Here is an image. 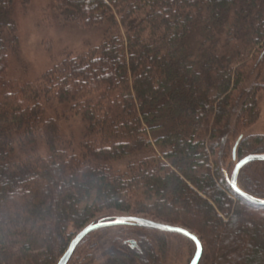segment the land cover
Here are the masks:
<instances>
[{
    "label": "trees",
    "instance_id": "1",
    "mask_svg": "<svg viewBox=\"0 0 264 264\" xmlns=\"http://www.w3.org/2000/svg\"><path fill=\"white\" fill-rule=\"evenodd\" d=\"M250 1L235 12L247 19L257 4L253 45L233 50L237 38L221 45L214 25L226 0H58L77 24H106L104 38L39 80L16 83L8 78L20 47L15 0H0V264H57L77 231L116 213L190 229L203 246L198 264H264V205L236 192L234 168L224 167L230 154L237 162L264 152V134H242L259 117L264 87L252 81L264 61V0ZM198 27L212 42L202 53L189 40ZM50 94L77 108L84 153L61 146L60 118L40 102ZM240 136L234 159L230 143ZM38 137L46 156L16 155ZM262 164L248 162L238 176L259 198ZM115 226L103 264H165L172 237L191 245L187 264L196 251L180 233ZM111 227L87 234L73 256L90 261Z\"/></svg>",
    "mask_w": 264,
    "mask_h": 264
},
{
    "label": "rangeland",
    "instance_id": "2",
    "mask_svg": "<svg viewBox=\"0 0 264 264\" xmlns=\"http://www.w3.org/2000/svg\"><path fill=\"white\" fill-rule=\"evenodd\" d=\"M230 3H234V5ZM242 3L247 6L252 2L250 0H226L224 6L218 7V11H220L219 18L217 19L219 25L214 24L218 27L216 39L218 41L221 40V45L223 40L225 42L229 37L231 41L232 37L237 38L233 50L237 48L236 46L247 49L253 45L250 28L256 22L254 21V17L256 16L254 10L257 8V4L255 6L252 4L253 8L246 15L247 19L243 18L237 21L239 17L236 15L235 9L238 11L239 5ZM60 6L58 0H15L14 19L18 28L20 47L18 54L10 58L8 72V78L14 80V82H35L45 72L58 65L64 58L77 56L98 45L104 38L107 30L106 24L92 27L77 24L62 14ZM212 29L216 30V28H210V30ZM207 33L209 34L210 31ZM191 35L189 40L197 53H202L208 44L209 46L212 44L210 40L205 43L206 37L201 34L199 27L195 28ZM263 44L264 38L261 42V45ZM233 53L231 52L230 54ZM252 81L264 84V61L254 71ZM257 101L259 117L256 122L243 131L242 134L244 136L249 134H264V87L258 91ZM40 102L46 110V115L58 116L60 118L61 146L75 154L84 153L82 144L85 133V122L78 115L77 108L73 109L71 108V104L61 103L53 97V94L42 96ZM236 140V138L232 139L230 151L235 142H237ZM17 152L16 155L18 157L24 158L30 155L46 156L49 150L45 141L38 137L33 145L29 144L23 148L20 147ZM134 157L129 156L114 161L113 165L115 168L124 169L127 162ZM235 163L236 160H232L230 154L226 158L224 165L228 173L234 168L233 165ZM262 165L264 167V164ZM255 167L254 165L251 168L252 170H250L253 171ZM246 173L248 174L249 172ZM247 174L245 175L247 176ZM252 174L254 173L252 172ZM116 214L119 215L120 213ZM118 227L113 226L109 228L106 234L99 237L102 249L99 250L98 248L90 261L80 262V258L78 257L80 254H75L68 264H103V248L110 244L108 236H115L118 233L120 230ZM131 240L134 239H128V241ZM191 249V245L186 240L172 237L165 264H187Z\"/></svg>",
    "mask_w": 264,
    "mask_h": 264
},
{
    "label": "water",
    "instance_id": "3",
    "mask_svg": "<svg viewBox=\"0 0 264 264\" xmlns=\"http://www.w3.org/2000/svg\"><path fill=\"white\" fill-rule=\"evenodd\" d=\"M241 136L239 137L238 141L236 142L234 149H233V158H236V146L240 140ZM255 160H264V152L261 153H251L239 161H237L231 179L230 183L233 189L240 193L244 198L247 200L257 203V204H263L264 205V198H259L254 195L249 194L248 192L244 191L242 188H240L239 183H238V176L241 168L247 164L248 162L255 161ZM119 221H125V223H119ZM115 225H138V226H143V227H151L155 229H159L162 231H168V232H175V233H180L188 238H190L192 241H194L196 245V251L195 254L190 262V264H198L200 261V258L202 256L203 252V246L200 238L196 233L191 231L190 229L180 226V225H175L167 222H162L158 221L155 219H151L149 217H144L140 215H129V214H123V215H117L112 219L108 220H103L100 219L95 222H89L86 224L82 229H80L76 235L73 237L71 240L67 250L63 254V256L60 258L59 262L57 264H68L71 257L73 256V253L77 247V245L80 243V241L90 232L106 227V226H115ZM174 229H182L183 231H174ZM185 233H188L189 235H185ZM192 237H196L195 240L192 239ZM131 243L135 245V241L132 240Z\"/></svg>",
    "mask_w": 264,
    "mask_h": 264
},
{
    "label": "snow or ice",
    "instance_id": "4",
    "mask_svg": "<svg viewBox=\"0 0 264 264\" xmlns=\"http://www.w3.org/2000/svg\"><path fill=\"white\" fill-rule=\"evenodd\" d=\"M119 223H125V221H119ZM174 231H183L182 229H174ZM185 235H189L188 233H185ZM193 240L196 239V237H192Z\"/></svg>",
    "mask_w": 264,
    "mask_h": 264
}]
</instances>
